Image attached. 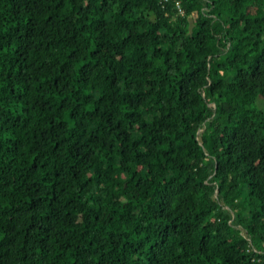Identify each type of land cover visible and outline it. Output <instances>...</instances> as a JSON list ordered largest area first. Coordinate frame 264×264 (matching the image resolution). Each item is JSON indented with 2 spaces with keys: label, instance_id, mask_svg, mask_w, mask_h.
<instances>
[{
  "label": "trees",
  "instance_id": "16d2710c",
  "mask_svg": "<svg viewBox=\"0 0 264 264\" xmlns=\"http://www.w3.org/2000/svg\"><path fill=\"white\" fill-rule=\"evenodd\" d=\"M0 264H264V0H0Z\"/></svg>",
  "mask_w": 264,
  "mask_h": 264
},
{
  "label": "water",
  "instance_id": "95a60500",
  "mask_svg": "<svg viewBox=\"0 0 264 264\" xmlns=\"http://www.w3.org/2000/svg\"><path fill=\"white\" fill-rule=\"evenodd\" d=\"M190 21H191V25H190V31L191 33L193 32L194 30V27H195V20H194V17H190Z\"/></svg>",
  "mask_w": 264,
  "mask_h": 264
},
{
  "label": "rangeland",
  "instance_id": "374dc122",
  "mask_svg": "<svg viewBox=\"0 0 264 264\" xmlns=\"http://www.w3.org/2000/svg\"><path fill=\"white\" fill-rule=\"evenodd\" d=\"M178 4H179V2H178Z\"/></svg>",
  "mask_w": 264,
  "mask_h": 264
}]
</instances>
